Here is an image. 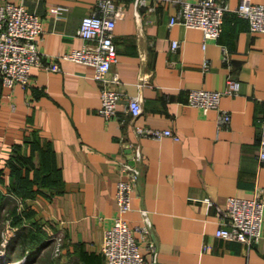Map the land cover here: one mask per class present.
<instances>
[{"label": "crops", "instance_id": "0c3cea01", "mask_svg": "<svg viewBox=\"0 0 264 264\" xmlns=\"http://www.w3.org/2000/svg\"><path fill=\"white\" fill-rule=\"evenodd\" d=\"M220 1L228 5L221 33L205 43L200 28L169 25L179 0L124 3L111 69L123 96L117 114L105 118L94 67L62 57L84 43L77 29L95 0H22L42 19L44 60L59 69L32 66L28 85H0V250L7 260L103 264L122 167L134 163L139 181L125 217L133 230L148 227L157 264H264V210L254 244L215 235L216 207L229 197L252 198L258 187L264 203V31L234 12L240 0ZM227 78L238 90L223 94L219 109L187 102L191 89L221 91ZM129 97L140 99L137 117L126 110ZM220 110L231 117L222 127ZM140 126L178 138L155 139L137 132ZM140 250L150 257L144 243Z\"/></svg>", "mask_w": 264, "mask_h": 264}, {"label": "built area", "instance_id": "2783aa9c", "mask_svg": "<svg viewBox=\"0 0 264 264\" xmlns=\"http://www.w3.org/2000/svg\"><path fill=\"white\" fill-rule=\"evenodd\" d=\"M127 0H95L94 6L80 20L77 33L84 40L80 48L72 49L62 55L94 67L93 77L100 84L101 106L98 112L105 118L114 117L123 92L119 89L121 80L112 66L117 62V49L114 43V27L122 15L123 5ZM134 3L145 4L147 0H132ZM180 5L175 14L169 18V25L180 23L186 27H198L203 31L204 43L208 39H217L222 30L223 19L228 5L220 0H179ZM56 7V11L63 10ZM234 12L246 19L253 31H264V3H253L250 0H240ZM42 32V19L29 11L22 3L4 0L0 2V85L12 86L15 83L28 85L30 69L40 66L49 70H58L55 60L45 61L38 47ZM203 43V44H204ZM180 43L171 41V48L176 49ZM208 67V62L203 64ZM238 83L232 78L226 79L223 90L191 89L187 102L203 110L218 108L223 94H235ZM126 110L132 117L142 112L138 97H129L125 103ZM230 113L220 110L218 126H226L230 121ZM264 121V113H263ZM137 132L155 139L171 136L177 139L170 129H153L137 127ZM259 161L264 163V125L260 131ZM122 171L126 178L118 181L115 198L117 213L112 223L104 231L101 252L103 264H157L156 243L149 237L146 225L137 226L133 230L125 217L131 208L132 191L139 181V170L134 163H125ZM252 198L231 196L225 206L216 207L217 228L215 235L226 240L245 242L249 245L258 241L262 234L263 210L262 190L258 187ZM139 234V236L136 235ZM61 238H56L53 244L54 255L60 252ZM144 243L147 255L140 250ZM209 248L208 245L204 246ZM3 264H24L20 260H7L0 250Z\"/></svg>", "mask_w": 264, "mask_h": 264}, {"label": "trees", "instance_id": "16d2710c", "mask_svg": "<svg viewBox=\"0 0 264 264\" xmlns=\"http://www.w3.org/2000/svg\"><path fill=\"white\" fill-rule=\"evenodd\" d=\"M1 199H2V197H1V194H0V209H1ZM0 264H3L2 258H0Z\"/></svg>", "mask_w": 264, "mask_h": 264}, {"label": "rangeland", "instance_id": "374dc122", "mask_svg": "<svg viewBox=\"0 0 264 264\" xmlns=\"http://www.w3.org/2000/svg\"><path fill=\"white\" fill-rule=\"evenodd\" d=\"M101 246H102V244H101ZM4 253V252H3Z\"/></svg>", "mask_w": 264, "mask_h": 264}]
</instances>
